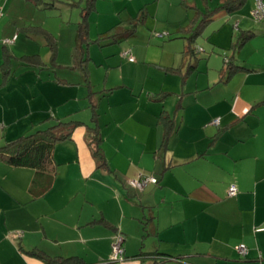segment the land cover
<instances>
[{
  "label": "crops",
  "instance_id": "crops-1",
  "mask_svg": "<svg viewBox=\"0 0 264 264\" xmlns=\"http://www.w3.org/2000/svg\"><path fill=\"white\" fill-rule=\"evenodd\" d=\"M200 1L195 0V6L188 0L102 1L103 7L113 2L109 7L114 13H104L112 16L109 22L97 20L95 40L89 29L88 44L96 43L104 54L100 65L106 67L107 78L102 88L98 90L90 82V71L84 84L88 93L80 100L62 91L83 83L56 76L55 85H61L60 91L46 101L37 100L46 88L40 73L47 70L42 57H18L8 46L16 47L20 35L4 20L11 17L12 7L21 4L29 8L30 1L0 0V28L3 34L11 33L10 42L0 45V153L2 148L55 124L80 123L70 139L56 146L51 165L55 184L40 199L30 193L34 171L14 168L0 157V264H70L69 260L109 264L107 259L118 233L124 236L126 249V260L118 264H156L157 259L150 257L153 255L168 257L159 258L158 264H264V21L257 23L251 18L255 0H242L236 9V27L240 32L253 33L250 43L237 52L230 51L227 47L234 43L235 32L230 23L219 28L220 32L214 33L216 41L212 35L206 39L215 43L210 52L221 50L224 60L211 61L209 55L204 66L206 83L192 87L184 73L186 69L188 74L195 72L199 64L191 72L190 58L183 61L181 69L176 64L171 69L163 67L161 61L166 53L172 55L167 52L169 46H176L177 51L172 52L180 54L184 44L176 41L158 46L147 37L149 32L144 37L138 29L144 23L151 31L149 18H157L159 10H167L169 15L171 10L182 11L183 15L177 12L178 18L173 20L182 24L190 12L195 14L191 8L201 12ZM202 1L208 6L210 0ZM222 1L224 4L226 0ZM94 11L97 16L103 15L96 4L90 14ZM122 15L127 17L123 27ZM140 16L144 20L132 32V19ZM31 28L26 29L27 36L42 38L28 34ZM180 28L178 33L184 32L185 28ZM129 32L132 35L127 36ZM106 34L114 38L102 40ZM56 39L58 52L56 63L51 60L53 69L59 62ZM5 47L13 55L7 68ZM186 47L187 41L185 51ZM200 50L199 56L205 53L203 48ZM126 51L135 62L123 57ZM49 53L53 57L50 49ZM24 57L38 59L32 64L38 68L25 66ZM75 57L83 68L92 61L89 49L84 47L81 54L75 49ZM226 58H232V72L226 67ZM15 60L21 67L36 70V79L26 83L17 78ZM5 69L9 71L7 77L3 75ZM28 69L23 71L26 76L30 74ZM125 69L141 78L130 95L113 100L118 91L128 88ZM152 72L157 74L152 76ZM169 76L174 79L168 85ZM137 87L140 92H135ZM81 113L84 117L80 118ZM163 115L173 122L167 141ZM218 119L220 123L214 125ZM80 128H85L81 134L91 152L92 138L95 134L99 137L105 167L95 169L93 163H85L90 157H84L85 150L74 137ZM114 174L118 178L122 175V180ZM148 176L156 177L159 183L141 192L128 186L130 180ZM231 185L239 190L233 198L228 197ZM14 232L17 234L13 236ZM240 245L249 250L245 258L238 252Z\"/></svg>",
  "mask_w": 264,
  "mask_h": 264
},
{
  "label": "rangeland",
  "instance_id": "rangeland-1",
  "mask_svg": "<svg viewBox=\"0 0 264 264\" xmlns=\"http://www.w3.org/2000/svg\"><path fill=\"white\" fill-rule=\"evenodd\" d=\"M64 1L63 5L60 6L59 8H51V9H43L42 7L39 8L35 3L33 2H29V8L25 7L21 4H18L17 6L12 7L11 11H12V15L10 18H5L6 20L5 23L6 24H12V28H13V32L16 34L18 33L20 35V41L18 43V45L16 47H12V44H9L8 46L10 48H12L13 50L15 49L16 52V56L21 57L23 55H39L42 57L43 61L46 63L47 65V70H41L40 73L42 75L43 78H45L46 81V88L44 89V96L43 97H38L37 100L39 99H46V101L48 100H52L54 99V97H56V93H58L60 91L61 85L58 83L55 85V80H56V76L61 77V79L64 80H68V81H72V82H82L83 85L82 86H75L74 88L69 87V88H64V90L62 91L64 94L66 93H71L73 96L77 97L78 99L82 100L84 98V96L87 95L88 91H87V87L86 85L84 86V84L87 83V77L89 76V73L91 71V79L90 82H94L97 85V89L99 90L100 88H102V85L104 84V80L107 78V71H106V67L103 65L101 66V61L103 60L104 54L101 53V50L96 46V43H93L91 45L93 46H89L87 43H82L79 39V29H80V24L83 22V17H82V8H87V0H62ZM104 0H98L96 3L97 7H100V11L101 16H97V11L92 14H90V16H88V23H89V29L91 28V37L92 40H95L96 37V29L97 27V20L100 19H105V22H109L112 19V16L110 15H104V13L106 12L107 14L110 13H114V10H112L109 6L112 5L113 2L107 3L105 4V7H103V2ZM125 0H122V3ZM189 3H191V5L195 6V0H188ZM200 1V0H199ZM202 1V0H201ZM201 12L207 13L208 11H215L217 9V6L222 5L223 1L221 0H210L208 2V6H206L203 1L201 2ZM65 4H77V7H70L67 6ZM127 4V2H126ZM123 6V5H122ZM113 7V6H111ZM0 8H2L0 6ZM153 11H156L157 7L153 8ZM197 10V9H195ZM257 10V1L255 0V8L251 13V18L253 19V21H256L257 23H263V21H260L258 19H256L254 17V11ZM239 10L230 12L228 14V16H220L223 15V13H227V11L223 10V11H219L217 12V14H219V18L217 17V15L214 17L213 21L210 22L205 29L202 31V33L200 34V36L197 38L196 40V45L195 47L197 49L200 50V48H203L205 50V53H201V55L199 56L200 60H194V62L191 63L190 66H195L196 67V62L197 64H199V68L196 69L195 72H192L194 69L190 68V71L192 72L191 74H188L185 70L184 76L188 79L189 85L190 87L194 86L195 84L199 83H203L205 81H207V73L204 70V66H206L207 63V58L210 55V58L212 57L211 61L214 59H220V61L222 62L224 60V57L221 54V50H217L214 53H211L210 50L213 48V45H215V43L213 44L212 42H208V37H210L211 35L214 37V41L217 40V35L214 33H219L220 31L219 28H221L223 25H230L231 31L235 32V39L236 40L238 38V36L240 35V31L238 29V24L236 22V20H238L237 15H239L238 12ZM174 12L173 10H171L170 15H169V11H164V10H159V13L157 14V18H154L153 16H151L149 18V27L151 28V31H149L147 29V27L145 26L144 23H142L138 29L141 30L140 35L145 37V33L149 32V34L147 33V37L150 36L152 41H154L155 43L158 44V46H162L164 43H174L176 41H179L180 44H184L182 52L179 54H175L172 51L176 52L177 48L175 46V44H172L173 48L167 49V52H171L172 55H169L168 53L165 54V56L162 58L163 60H161L163 62V67L166 68H173L176 64V68L177 69H181L183 66V61H186L187 58H190L189 56H187L184 52H185V46H186V41L181 37H185L187 34L185 33H178V31L182 28H185V30H187L190 25L194 22L197 23L198 20H200L201 17L198 16L197 19V15L194 14L193 12L189 13V17H187L182 24L181 23H177V21L173 22V20H176V18H178V14L179 15H183V12L179 10ZM1 13V10H0ZM5 15H7L6 12H4ZM230 15H233V17H230ZM9 16V15H8ZM167 16H169V21L166 22L167 20ZM99 17V19H98ZM203 17V16H202ZM164 18V19H162ZM217 18V19H216ZM126 20L127 17L126 15H122V27L126 25ZM91 22V25H90ZM181 24V25H180ZM31 27H35V28H41L44 30H48L49 32H51L56 38H58L59 40V59H57L58 62V67L57 68H52V55L49 53V49L46 46V42L43 38H30L29 36H27L26 29L27 28H31ZM228 27V26H227ZM229 28V27H228ZM3 28H0V38L1 44H5V42L9 43V39L8 37H10L11 33L9 34L7 31L3 34ZM227 30V28H226ZM9 34V35H8ZM184 34V35H183ZM221 35H224V31H222L220 33ZM179 35V36H178ZM216 35V36H215ZM156 36V37H155ZM211 36V37H212ZM226 37V36H225ZM157 38H163L162 40H155ZM229 39L227 43L229 44ZM221 40V37L220 39ZM136 42H138L139 40L136 39L134 40ZM250 41V40H249ZM248 42V41H247ZM140 43V42H138ZM225 43V42H224ZM250 43V42H248ZM229 48L231 47L230 45H228ZM81 47L84 48H88L89 49V56L91 58V62L90 64L87 63L85 68L80 67L79 66V62H76L77 57H75V49H79L81 51ZM201 51V50H200ZM231 51V50H230ZM14 52V51H13ZM28 53V54H27ZM49 53V54H48ZM48 54V56H47ZM163 52H161V56H162ZM224 54V52H223ZM160 56V57H161ZM76 58V59H75ZM191 59V58H190ZM105 60V59H104ZM161 61H158L157 65H159ZM215 61V60H214ZM213 61V62H214ZM97 64V65H95ZM77 66V67H76ZM108 66V65H107ZM62 67V68H61ZM159 67V66H157ZM203 68V69H202ZM14 69H15V75L17 78L21 79L22 81H25L26 83H31L33 80L36 79V75H34L33 73L36 72V70L34 69H28L26 67H21L20 66V62H18L17 60H15L14 62ZM29 70L30 74L29 75H24L23 71L24 70ZM175 69V68H174ZM173 69V70H174ZM87 70V71H86ZM203 70V71H202ZM158 72V71H157ZM156 72V74H157ZM155 72H152L151 75L155 76L156 75ZM174 76V75H172ZM124 77H125V82H126V86H128V88H122L121 91H118L115 97H111L113 100L114 99H121L122 97H125L126 95H130L131 91L133 90V87L135 85V82L137 83V80H139L141 78V76L139 74L136 73H131L128 72L126 69L124 70ZM143 78V77H142ZM172 79H174V77L169 76V78H167L168 81V85L169 82H172ZM175 79H179L176 78ZM21 81V88L23 87V82ZM180 81L183 83L184 79H182V77L180 78ZM13 83H17L15 80H13ZM206 83V82H205ZM204 83V84H205ZM14 85V84H13ZM78 88L81 90H78ZM131 88V89H129ZM179 88H182V84L179 85ZM97 90V91H98ZM138 91L135 92H140L139 88L137 87ZM30 94V92H28ZM109 98L104 99L105 103L106 101H108ZM84 101V100H83ZM84 103V102H83ZM76 105V103L74 104ZM79 106L82 105V102H79L78 104ZM79 117H84L83 113H81L79 115ZM85 128H80L78 129L75 134L74 137L75 139L78 141V145L81 146L82 150H85V158H86V154L89 155V157L91 158H86V162H91L94 164V168L96 169L97 166H99V162L96 158L95 152H94V148H93V152H91L90 147H88V145L85 143V138L81 133H84ZM71 145V144H69ZM84 145H87V149L84 147ZM93 153V154H92ZM96 171H101V169L96 170ZM119 175V174H118ZM113 177V175H112ZM114 178H118L117 175L114 174ZM111 179V178H110ZM120 180H122V175L120 176V178H118ZM128 186L134 190V191H140L137 190L133 187L130 186V182H128ZM141 192V191H140ZM20 232V231H18ZM16 232H14L12 235L14 236ZM17 234V233H16ZM116 237V236H115ZM17 243L20 242V239H16ZM115 241V239H114ZM114 245V243H113ZM113 245H112V255H113ZM112 255H110V257L107 259L109 264H118L117 263H113L111 262V258Z\"/></svg>",
  "mask_w": 264,
  "mask_h": 264
},
{
  "label": "trees",
  "instance_id": "trees-1",
  "mask_svg": "<svg viewBox=\"0 0 264 264\" xmlns=\"http://www.w3.org/2000/svg\"><path fill=\"white\" fill-rule=\"evenodd\" d=\"M30 2L35 3L39 8L43 9H51V8H59L62 6L64 1L62 0H28ZM98 0H87V8H82V17L83 22L80 24L79 29V39L82 43L89 44V23H88V16L90 13L94 10L95 4ZM243 4L242 0H226L222 7L216 9L215 11H208L207 13H201L198 10H195L194 8H191V10L195 11V14L201 17L200 20L190 25V27L187 30H184L183 33L187 34L184 39L187 41V47L185 54L191 58V62H194V60H200L199 59V51L195 47L196 40L202 33V31L205 29V27L213 21L214 17L217 15V12L219 11H227V12H233L237 8H239ZM70 7H77V4H65ZM64 6V5H63ZM186 7V6H185ZM203 16V17H202ZM144 20L143 17H136L132 19V32L135 31V28L138 26L140 22ZM31 36L33 37H42L46 43L48 48L53 53V63H56V57L58 52V42L56 37L49 33L48 31L41 29V28H31L29 29ZM28 30V31H29ZM132 32L127 33L126 35H132ZM240 35L238 38L234 41V43L231 46V51H239L243 45L249 41L253 33L252 32H240ZM112 36V35H111ZM109 34H106L103 36L102 40L114 38V36L111 37ZM6 49V47H5ZM81 54V51H80ZM13 58V55L7 51H5V66L7 68V64L11 62ZM24 61L25 66H32L35 68H38L34 64L33 61L39 62L38 59L33 57H24L22 58ZM88 61L85 60L80 65L85 64ZM226 67L229 71L232 72V58H226ZM197 63V62H196ZM192 69L195 68V66H190ZM9 71L4 70V77H7ZM162 121L164 122V125L166 126V141L168 137L170 136L173 122L172 119L169 116L163 115ZM80 123L70 122V123H58L53 125L52 127H49L45 130L39 131L31 136L24 137L21 140L17 141L16 143H13L12 145L8 147H4L1 150L0 157L4 160L5 163L8 165L14 167V168H27L32 171H34V179L32 182V186L30 188V193L32 194V197L34 199H40L44 196H46L54 187L55 184V169L51 167L54 158V151L56 149V146L67 140L70 139L72 136L73 131L75 130L76 126ZM100 139L95 134V136L92 138V143L94 145V152L96 155V158L99 162V168L106 166V160L101 152V147L99 143ZM143 256V255H142ZM140 256V257H142ZM42 259H45L40 255ZM150 257H154L159 262V258H168V257H161L160 255H153ZM72 261L69 260L68 263L72 264ZM67 262V261H66ZM64 262L65 264H67ZM158 262L156 264H158ZM73 264H79L77 261H74Z\"/></svg>",
  "mask_w": 264,
  "mask_h": 264
},
{
  "label": "built area",
  "instance_id": "built-area-1",
  "mask_svg": "<svg viewBox=\"0 0 264 264\" xmlns=\"http://www.w3.org/2000/svg\"><path fill=\"white\" fill-rule=\"evenodd\" d=\"M257 1V10L254 11V17L260 21H264V0H256ZM16 39V37H15ZM14 39V40H15ZM123 57L127 58L130 62H135V57L129 52L126 51L123 53ZM220 123V119L214 121V125H218ZM130 186L143 190L148 185H157L159 183L156 177L148 176L142 177L141 179L130 180ZM239 193V190L236 185H231L228 190V197L233 198L236 197ZM21 235H18V237ZM125 238L121 233H118L115 237L114 245H113V255L111 258V262L113 263H121L126 260V249L124 247ZM238 252L242 258H245L249 254V250L245 245H240L238 248Z\"/></svg>",
  "mask_w": 264,
  "mask_h": 264
}]
</instances>
